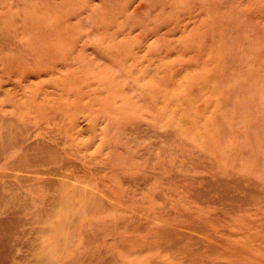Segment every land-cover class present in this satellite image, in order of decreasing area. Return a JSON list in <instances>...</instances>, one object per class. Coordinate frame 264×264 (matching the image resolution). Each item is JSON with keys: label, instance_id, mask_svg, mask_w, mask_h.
Instances as JSON below:
<instances>
[{"label": "rangeland", "instance_id": "rangeland-1", "mask_svg": "<svg viewBox=\"0 0 264 264\" xmlns=\"http://www.w3.org/2000/svg\"><path fill=\"white\" fill-rule=\"evenodd\" d=\"M0 264H264V0H0Z\"/></svg>", "mask_w": 264, "mask_h": 264}]
</instances>
